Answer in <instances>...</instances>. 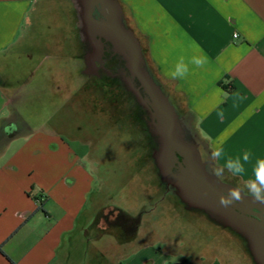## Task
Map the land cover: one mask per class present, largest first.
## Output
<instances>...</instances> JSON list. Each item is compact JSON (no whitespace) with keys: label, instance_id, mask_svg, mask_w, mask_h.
<instances>
[{"label":"crops","instance_id":"1","mask_svg":"<svg viewBox=\"0 0 264 264\" xmlns=\"http://www.w3.org/2000/svg\"><path fill=\"white\" fill-rule=\"evenodd\" d=\"M112 2L119 23L138 45L141 67L148 73L151 66L165 85L177 121L193 125L200 156L204 152L210 158L218 144L228 156L252 153L245 177L225 173L243 184L264 158V0ZM38 3L0 0V264H171L167 259L151 261L147 254L156 251L149 244L134 245L138 229L132 238L122 239L119 226L102 222L118 206L102 200L106 181L96 175L89 153L78 152L70 141L88 140L78 132L76 100L86 114L108 108V102L93 100L96 68L91 56L77 52V23L70 15L76 7L70 0L63 27H48L54 30L48 51L21 49L35 25ZM100 10L105 16L110 12L107 6ZM194 44L208 56L205 67L181 81L165 77L177 57L191 54ZM122 55L130 69V55ZM16 58L20 75L14 84L8 78ZM43 74L50 84L41 87ZM84 74L88 79L78 84ZM44 89L50 101L37 100L34 108L40 117L31 127L20 120L22 127L12 129L19 118L12 103L20 99V118L25 119L28 94L40 95ZM45 108L53 111L42 118ZM190 264L221 262L200 258Z\"/></svg>","mask_w":264,"mask_h":264},{"label":"rangeland","instance_id":"2","mask_svg":"<svg viewBox=\"0 0 264 264\" xmlns=\"http://www.w3.org/2000/svg\"><path fill=\"white\" fill-rule=\"evenodd\" d=\"M68 1L39 0L37 6L39 9L35 10L38 13L36 12L37 15L33 16L35 25L31 28L29 39L24 44L25 47L21 49L34 48L38 50V53L48 51L49 36L54 32L48 27L50 24L57 26L59 24L63 27L65 21L68 20L66 12ZM70 3L76 7L75 13L70 15L71 20L77 23V52L80 55L91 56L96 68L91 78L94 85L93 100L94 102H108V108L105 107L100 112L93 110L92 114L88 112L86 114L79 107L80 99L76 100L78 108L74 118L78 122V132L81 129L80 133L88 140L85 143L81 141H70V143L72 148L78 152L87 151L89 153L91 163L98 170L96 175L106 181L107 188L102 192V200L108 205H117L132 215L140 214L139 237L134 245L149 244L156 253L152 251V254L147 255L155 263L167 259L171 264H190L199 261L200 258L205 262L216 258L221 264H256L244 236L210 213L189 206L182 200L177 188L163 177L156 160L160 135L152 125L154 120L151 119L150 110L153 111V108H148L146 104L138 102L150 101L151 105V100L138 80L129 72L124 73L127 82H130L126 84L123 78L119 76L112 78L100 71V66H104L103 64L110 69L115 66L112 59L106 58L113 50L112 46L115 49V45L110 37L106 39L107 41L99 39L103 36L102 33L106 34L102 28L94 33L93 39H90L89 27L85 26L82 16L81 0H70ZM59 37L63 40L62 30ZM95 43L99 46L100 52H97ZM104 48L106 55L103 54ZM18 62V58L12 60L14 68L9 71L8 80L14 84L20 75L15 68ZM81 63L83 68V62ZM147 68L149 77L165 95V85L156 76L151 66ZM85 77L87 78L85 74L80 75L78 84L84 83ZM27 80L29 81V78ZM38 81L41 87L50 84L45 74L41 75ZM45 91L44 89V93L40 95L28 94V103H25L26 108L23 110L25 119L20 118V99L12 103V111L19 116L12 129L22 127L20 120L28 121L30 124L35 117H40L38 110L34 107L40 98H42L40 102L50 101ZM117 105L125 108L118 109ZM40 111L42 118H45L53 110L45 108ZM29 124L23 123L31 127ZM176 130L183 133L187 141L196 143L197 140L192 135L193 125L188 124L184 127L178 124ZM138 154L139 157H137ZM200 157L205 161L206 170L210 175L232 185H238L226 174L221 177L213 175L214 167L211 165L209 156L201 152ZM87 163L90 164V162Z\"/></svg>","mask_w":264,"mask_h":264},{"label":"water","instance_id":"3","mask_svg":"<svg viewBox=\"0 0 264 264\" xmlns=\"http://www.w3.org/2000/svg\"><path fill=\"white\" fill-rule=\"evenodd\" d=\"M110 5H113L112 0H81L84 24L89 27L90 39H93L94 33L102 28L112 39L116 50L124 55L126 53L130 55L132 71L153 94L156 111L161 120L157 129L160 135L159 150L155 156L163 177L177 188L180 197L189 206L210 213L244 236L248 241L253 260L256 264H264V217L257 212L264 211V204L245 197L231 207L220 206L219 195L233 185L210 175L206 170L205 161L200 157L197 144L187 141L184 134L176 130L178 121L173 107L141 67L142 58L138 45L130 32L119 23L117 12L115 9L112 10ZM104 6L109 8L111 19L106 17L108 22H103L92 18L93 9ZM95 45L97 52H100L97 43Z\"/></svg>","mask_w":264,"mask_h":264},{"label":"clouds","instance_id":"4","mask_svg":"<svg viewBox=\"0 0 264 264\" xmlns=\"http://www.w3.org/2000/svg\"><path fill=\"white\" fill-rule=\"evenodd\" d=\"M208 63V56L199 45L194 44L189 56L181 55L163 74L165 77L181 81L195 71L202 69ZM210 158L215 162L213 175L221 177L225 173L233 177L243 178L247 175V165L250 163L252 153L244 150L235 156H228L223 145H215L210 153ZM245 197L264 204V158L258 159L252 169V176L244 180L243 184L228 187L225 193H221L218 202L222 207H231L242 201Z\"/></svg>","mask_w":264,"mask_h":264},{"label":"flooded vegetation","instance_id":"5","mask_svg":"<svg viewBox=\"0 0 264 264\" xmlns=\"http://www.w3.org/2000/svg\"><path fill=\"white\" fill-rule=\"evenodd\" d=\"M92 15L94 16V18L95 19H97V20H101V21H103V22H108V20L106 19V17H108V18H110L111 19V13L109 12L108 14H107V16H105L104 14H103V12L100 10V8L99 7H96V8H94V10H93V13H92ZM111 23V22H110ZM102 35L103 36H101L99 39H104L105 41H107L106 39L107 38H109V36H107L106 34H103L102 33ZM109 40V39H108ZM110 41V40H109ZM111 42V41H110ZM109 42V43H110ZM111 44V43H110ZM91 46H93V45H91ZM94 47V46H93ZM113 47V50H111L109 53H108V56L106 57V58H108V59H112L114 62H115V66L114 67H112L111 69L110 68H108V67H105V66H100V71H103V72H105V74H107V75H110L112 78H115V77H120V78H123L124 79V81L126 82V84H130V82H127V78H126V75L124 74V73H127V72H129L131 75H133V77L136 79V80H138V82H139V84H140V86L145 90V92H146V94H147V96L149 97V100H151V105H150V101H138L140 104L141 103H143V104H146L145 106L146 107H148V108H153V111H151L150 110V116H151V119H153L154 121H152V125L154 126V129L156 130V129H158V127L160 126V124H161V120H160V116L159 115H156V114H158L157 113V111H156V102H155V98L153 97V94L152 93H150V91L145 87V85L143 84V82L134 74V72L132 71V69H131V67H130V69H128L127 67H126V62H125V60H124V58H123V55L120 53V51H117L116 50V47H115V49H114V46H112ZM93 49V48H92ZM103 54L104 55H106V50H105V48H104V52H103ZM103 55V56H104ZM121 58V59H120ZM122 60V61H121ZM121 61V62H120ZM121 63V64H120ZM123 63V64H122ZM153 104V105H152ZM177 118V117H176ZM177 120H178V118H177ZM155 121H156V124H155ZM179 123V122H178ZM180 124V123H179ZM182 126H183V124H181ZM184 127H185V125H184ZM222 180V179H221ZM223 181V180H222ZM224 182V181H223ZM225 183H228V184H231V183H229V182H225ZM232 185V184H231ZM256 210V209H255ZM257 211V210H256ZM257 212H259L263 217H264V211L263 210H259V211H257ZM263 226H264V219H263Z\"/></svg>","mask_w":264,"mask_h":264},{"label":"trees","instance_id":"6","mask_svg":"<svg viewBox=\"0 0 264 264\" xmlns=\"http://www.w3.org/2000/svg\"><path fill=\"white\" fill-rule=\"evenodd\" d=\"M102 222L107 225L119 226L122 230L121 238H132L140 224V214L131 215L121 208L113 207L106 212L102 217Z\"/></svg>","mask_w":264,"mask_h":264},{"label":"built area","instance_id":"7","mask_svg":"<svg viewBox=\"0 0 264 264\" xmlns=\"http://www.w3.org/2000/svg\"><path fill=\"white\" fill-rule=\"evenodd\" d=\"M233 36L235 37V36H236V34H233Z\"/></svg>","mask_w":264,"mask_h":264}]
</instances>
